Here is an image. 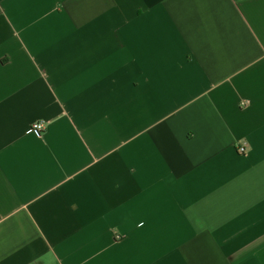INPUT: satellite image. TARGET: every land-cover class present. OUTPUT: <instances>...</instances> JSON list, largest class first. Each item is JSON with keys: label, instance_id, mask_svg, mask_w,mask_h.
Listing matches in <instances>:
<instances>
[{"label": "crops", "instance_id": "0c3cea01", "mask_svg": "<svg viewBox=\"0 0 264 264\" xmlns=\"http://www.w3.org/2000/svg\"><path fill=\"white\" fill-rule=\"evenodd\" d=\"M0 264H264V0H0Z\"/></svg>", "mask_w": 264, "mask_h": 264}, {"label": "built area", "instance_id": "2783aa9c", "mask_svg": "<svg viewBox=\"0 0 264 264\" xmlns=\"http://www.w3.org/2000/svg\"><path fill=\"white\" fill-rule=\"evenodd\" d=\"M249 106V102L247 100L244 101L243 103V108H247ZM31 132H35L38 134H43L45 132V126L42 122H36L32 125L31 127ZM240 152L244 153L245 149L244 148H240Z\"/></svg>", "mask_w": 264, "mask_h": 264}]
</instances>
